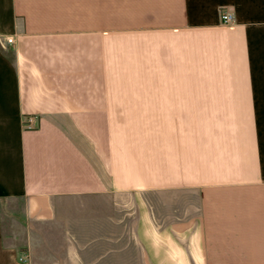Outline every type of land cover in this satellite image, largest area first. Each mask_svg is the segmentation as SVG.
Returning a JSON list of instances; mask_svg holds the SVG:
<instances>
[{"label": "crops", "instance_id": "obj_1", "mask_svg": "<svg viewBox=\"0 0 264 264\" xmlns=\"http://www.w3.org/2000/svg\"><path fill=\"white\" fill-rule=\"evenodd\" d=\"M0 264H264V0H0Z\"/></svg>", "mask_w": 264, "mask_h": 264}, {"label": "built area", "instance_id": "obj_2", "mask_svg": "<svg viewBox=\"0 0 264 264\" xmlns=\"http://www.w3.org/2000/svg\"><path fill=\"white\" fill-rule=\"evenodd\" d=\"M220 20H221V22H224V23H233V16H232V13L229 11H227V10H222L221 12H220ZM4 42L5 43H12L13 42V36H11V35H8V36H6L5 37V39H4ZM31 121H32V118L31 117H26L25 119H24V125H26V126H30L31 125ZM20 261H25V256L23 257V256H19V258H18Z\"/></svg>", "mask_w": 264, "mask_h": 264}, {"label": "rangeland", "instance_id": "obj_3", "mask_svg": "<svg viewBox=\"0 0 264 264\" xmlns=\"http://www.w3.org/2000/svg\"><path fill=\"white\" fill-rule=\"evenodd\" d=\"M180 197H184L183 194H181ZM149 198L151 199V201L154 204H156L155 209L157 210L158 214H161L162 213V210H163L162 208H165V207L162 206L161 204H159L160 196H158V195H151V196H149ZM125 212H126L125 209H122V212H121V214H122V220H124L126 222L127 221V219H126L127 218V215L124 214ZM122 231H123V233L125 231H127L126 227L123 226Z\"/></svg>", "mask_w": 264, "mask_h": 264}]
</instances>
